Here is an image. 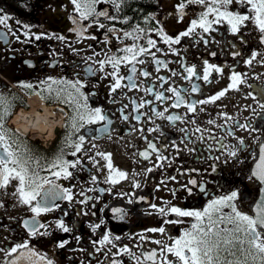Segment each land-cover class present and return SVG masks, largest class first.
<instances>
[{"label": "flooded vegetation", "instance_id": "obj_1", "mask_svg": "<svg viewBox=\"0 0 264 264\" xmlns=\"http://www.w3.org/2000/svg\"><path fill=\"white\" fill-rule=\"evenodd\" d=\"M208 3L210 0L205 5L189 4L188 0H98L95 13L81 19L71 0H0V16L8 18L0 24V96L10 105L5 127L14 134L13 149L28 161L29 172L59 186L58 198L48 201L50 210L39 215L31 208L40 197L31 205L23 204L16 192L18 180L0 187V264H9L26 252L19 249L7 255L25 242L53 264H163L165 259L180 264L171 253L161 255L162 248L191 231L197 221L177 216L170 208L203 212L211 201L236 192L227 204L255 218L256 206L264 205V182L254 175L264 144V33L250 18L236 33L222 21L208 32L197 27L188 36H180L207 10ZM250 8L236 0L228 6L229 11L253 16ZM99 12L107 16L96 15ZM161 30L173 39L180 36V42L165 43ZM149 39L155 41L154 47L148 46ZM133 44L137 50L144 47L147 51L132 63L122 61L117 69L105 63L101 70V61L128 55L123 50ZM208 65L214 67L205 80ZM188 68H194L195 74L189 76ZM233 73L240 75V83L229 88ZM117 78L121 86L113 91ZM53 81H79L88 108H100L105 119L78 122L83 123L78 131L66 127L74 105L61 101L75 90ZM169 89L179 92V106L173 107L177 97ZM225 89L224 96L210 100ZM157 94L164 99H156ZM189 105L195 110L189 111ZM40 115L46 117L34 124ZM169 116L179 119L169 120ZM80 136L84 142L76 152ZM144 152L147 159L140 155ZM99 153L110 155L113 169L126 177L110 172L108 161ZM58 157L75 164L68 167L70 176L53 175L59 171L51 167ZM110 174L116 183L109 180ZM51 187L44 185L45 189ZM68 194L70 200L64 198ZM220 215L234 214L231 207L221 206L212 217L216 220ZM33 220L36 235L30 234ZM58 221L69 231L59 228ZM207 225L206 216L202 226ZM233 227L227 222L216 226ZM160 228L163 233L152 231ZM257 230L264 239V229ZM105 235L109 240L101 244ZM237 235L245 239L243 234ZM64 241V247H59ZM250 247L235 240L230 246L234 255L225 251L221 259L261 264L259 259L253 260L254 248L252 255L246 254ZM125 248L127 252L122 251ZM152 251L157 253L155 261L145 259ZM33 260L46 264L39 256ZM17 264L31 261L17 260Z\"/></svg>", "mask_w": 264, "mask_h": 264}, {"label": "snow or ice", "instance_id": "obj_2", "mask_svg": "<svg viewBox=\"0 0 264 264\" xmlns=\"http://www.w3.org/2000/svg\"><path fill=\"white\" fill-rule=\"evenodd\" d=\"M72 4L75 5V9L80 13L81 19H87L89 15L95 13L94 5L98 2V0H71ZM234 0H210V3L206 5L207 10L200 14L199 19H194L191 21V26L187 31L180 34V36H188L190 33L194 31L197 27L203 29L204 32H208L212 29L213 24H220L222 21L227 22L228 25L231 26V31L236 33L239 31L240 26L244 24L245 21H248L250 18L254 20V23L257 25L261 33H264V0H236L237 3L250 5V12L253 13V16L241 14L239 12H233L228 10V6L233 4ZM189 4H201L205 5L206 0H188ZM185 5L181 3L179 8L183 10ZM99 16H107L106 12L96 13ZM213 16V19H209V16ZM7 17L0 16V24H5L7 21ZM114 19V18H112ZM101 28L104 27L103 24L100 25ZM109 31H114V29H109ZM137 31H142V29H137ZM82 34V30H81ZM165 43L173 44L180 42V36H177L175 39L169 37L163 33L161 30L159 33ZM125 36L131 37L132 33L125 32ZM60 39H64L63 37H59ZM95 39V37H92ZM39 39V37H37ZM135 39H139V37H135ZM149 47L155 46V41L149 39L147 41ZM123 51L128 53L122 58H117L115 56L107 57L104 61H101V70L103 69V65L105 63H111L114 69L118 68V65L122 61H127L128 63H132L136 60L137 56L144 54L147 49L144 47H140L137 50V46L133 44L131 47L125 48ZM256 53H253V58H255ZM139 63H143V60L139 61ZM157 63H162L157 61ZM247 63H251V60L247 61ZM214 67L212 65H208L204 70V79L208 80L209 70ZM217 72L221 71V69L216 68ZM91 71V69H88ZM136 69L133 67L132 72L135 73ZM187 72L189 76L195 74L194 68H188ZM116 73H113L115 76ZM142 75L147 76V72H143ZM132 80L130 76L128 78ZM232 83L229 84V88H235L238 83H240V75L237 73H233L231 77ZM53 83H65L68 84L70 88L75 90V94L73 92L66 93V99H63L61 102L68 103L70 105H74L73 112L74 115L70 117L69 125L66 127H70L74 131H78L79 127L83 126V123H95L97 120H104L105 117L101 114L100 108L89 109L87 106V97L80 92V87L83 85H79V81L73 83L71 81H53ZM79 85V87H78ZM120 78L116 79L115 84L112 87V90L115 91L116 88H119ZM134 87L135 85H131ZM25 87L31 88V85H25ZM196 87H193V91H196ZM151 92V89H148ZM176 94L177 102L173 105V107L179 106L182 103L180 99L179 92H176L175 89H169ZM224 91L219 92L216 96L210 98L211 101H215L220 97L225 95ZM60 93L57 92V96ZM83 99L85 102L83 104L80 103V100ZM156 99L161 100L164 99L163 94H157ZM209 101H200V103H208ZM143 106V105H141ZM261 107L264 108V104H261ZM0 148L3 149V152L0 153V187H5L11 179H15L19 181V187L16 189V192L19 194L20 200L23 204L31 205L33 200H36L37 197H40V200L37 201L36 206L31 208V211L36 215H39L41 212L49 211V207L47 206L49 200H54L58 198L57 189L58 185H55L53 181L48 180L47 178H41L38 173L29 172V168L27 167L28 161L25 160L17 151L13 149V144L15 141L13 140L14 134L10 132L9 129L5 127V118L10 114V105L7 103L6 99L3 96H0ZM195 106L189 105V111H194ZM158 115H162V113H158ZM127 119V117H125ZM139 119V117H137ZM169 120L179 119V117H168ZM83 122V123H78ZM211 123V121H209ZM199 131V129H197ZM70 139V137H69ZM84 142V136L79 137V142L75 144L76 152L80 151L81 145ZM243 143V141H241ZM149 147L152 148L153 151H156L155 145L149 144ZM75 155V152L72 153ZM99 155L104 156V158L108 161L107 167L110 169V172H115V176L119 178H125L126 173L120 172L118 170L113 169L110 155H105L103 153H99ZM140 155L144 156L145 159L148 158V153L144 152ZM231 155H235V153H231ZM159 159H164V157L160 156ZM9 165H12L11 167ZM75 167V164H70L69 161L63 160L61 158H57L56 161L51 165L52 168H59V171L53 173L54 176L60 177L62 174L65 177L71 175L68 171V167ZM151 171V170H149ZM254 175L259 178L260 181L264 182V144L260 147V155H259V163L256 165V171ZM109 180L112 183H116L117 180L110 174ZM190 183L195 184V181H190ZM50 184L51 188L45 189L44 185ZM64 193H69L68 189L63 190ZM237 196L236 192H232L230 196L221 197L217 200L211 201L208 206L204 209L203 212L199 211H184L178 207L170 208L172 213H175L180 217H195L197 223L192 224L191 231H185L181 237L176 239L171 246L164 245L161 251V255L164 252H168L173 254L180 264H247V260H222L221 253L225 251H229V254L234 255V253L230 252V246L233 245L235 240H239V243L243 245L247 243L250 245V249L247 251V255H252L251 248L256 250V255L253 256V260L259 259L261 264H264V239H261L262 232L257 229H264V205L258 204L256 206V214L255 218L252 216H248L240 213L236 210L235 205L227 204V202L232 201ZM64 198L71 199V195L68 194ZM221 206H229L232 208V213L234 215H220L218 219L214 220L212 217V213L220 212ZM161 213L165 212V209H160ZM208 217V225L202 226V222L204 217ZM175 223L176 221H172ZM229 223L234 225L232 229H217V224L221 223ZM27 226V222H26ZM57 226L63 231L68 232L69 229L65 227L63 221H58ZM40 228L45 227V225L40 224ZM99 227V225L95 226ZM152 231H159L161 233L164 232L163 228L160 229H152ZM222 233H227V235H222ZM31 235H36V222L33 220L32 227L30 229ZM243 234L245 239L240 240L239 235ZM109 237L107 235L104 236L103 240L100 241L101 244L108 242ZM67 241L61 242L58 246L64 247ZM156 244H161V241H155ZM19 249H27L26 252H20L16 259H13L9 262V264H17V260L28 259L31 261V264H37V261L33 260L34 256H39L41 261H46V264H53V261L50 259H46V257L42 254H38L34 252L32 249H29L27 242L23 244H17L15 247L11 248L10 252L7 255H12L13 253H17ZM122 251L127 252L128 249H122ZM157 253L152 251L145 256V259L149 261H155ZM139 264V262H138ZM163 264H173L172 261L164 260Z\"/></svg>", "mask_w": 264, "mask_h": 264}, {"label": "bare ground", "instance_id": "obj_3", "mask_svg": "<svg viewBox=\"0 0 264 264\" xmlns=\"http://www.w3.org/2000/svg\"><path fill=\"white\" fill-rule=\"evenodd\" d=\"M46 108V107H45ZM33 111V110H32ZM29 112H31V110L29 111ZM35 114V113H34ZM33 114V115H34ZM38 114V113H37ZM28 115V114H27ZM35 117V116H34ZM46 116L45 115H40V116H37V119L35 120V122H34V124H38V121L40 122L42 119H44ZM30 119V118H29ZM23 121H24V119H23ZM27 121H29L28 120V118H27ZM25 122V121H24ZM30 122V121H29ZM33 122V121H32ZM23 122H22V120H21V123H20V125L22 124ZM31 123V122H30ZM29 123V124H30ZM28 124V123H27ZM21 127V126H20ZM31 128V127H30ZM29 128V129H30ZM24 129H25V127H24ZM34 129V128H33ZM28 130V129H27ZM31 130H32V128H31ZM26 131V130H25Z\"/></svg>", "mask_w": 264, "mask_h": 264}, {"label": "water", "instance_id": "obj_4", "mask_svg": "<svg viewBox=\"0 0 264 264\" xmlns=\"http://www.w3.org/2000/svg\"><path fill=\"white\" fill-rule=\"evenodd\" d=\"M264 198V194L262 195V199Z\"/></svg>", "mask_w": 264, "mask_h": 264}]
</instances>
